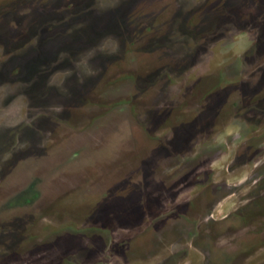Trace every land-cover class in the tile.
Returning a JSON list of instances; mask_svg holds the SVG:
<instances>
[{"label": "rangeland", "instance_id": "rangeland-1", "mask_svg": "<svg viewBox=\"0 0 264 264\" xmlns=\"http://www.w3.org/2000/svg\"><path fill=\"white\" fill-rule=\"evenodd\" d=\"M0 264H264V0H0Z\"/></svg>", "mask_w": 264, "mask_h": 264}]
</instances>
